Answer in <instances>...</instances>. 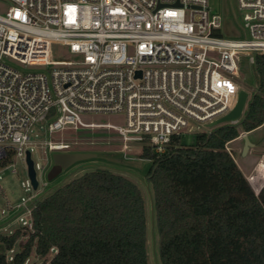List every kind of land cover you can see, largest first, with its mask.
Returning <instances> with one entry per match:
<instances>
[{"label":"built area","instance_id":"obj_1","mask_svg":"<svg viewBox=\"0 0 264 264\" xmlns=\"http://www.w3.org/2000/svg\"><path fill=\"white\" fill-rule=\"evenodd\" d=\"M7 1L0 14V162H25L37 145L36 123L48 153L69 152L52 135L80 127L114 129L123 148L145 141L162 153L173 135L193 130L191 122L208 125L229 112L239 91L238 56L249 52L253 63L264 53V0H235L242 39L216 34L220 18L208 0ZM53 43L74 59L52 60ZM9 58L47 72L20 71ZM102 113H123L125 126L83 121ZM33 166L36 173L40 166ZM21 185L32 187L29 179ZM37 199L30 194L15 207L19 228L32 229Z\"/></svg>","mask_w":264,"mask_h":264},{"label":"trees","instance_id":"obj_2","mask_svg":"<svg viewBox=\"0 0 264 264\" xmlns=\"http://www.w3.org/2000/svg\"><path fill=\"white\" fill-rule=\"evenodd\" d=\"M252 65L257 93L238 123L197 131L190 145L173 135L162 153L143 141L159 264H264V185L256 193L225 148L264 121V53ZM146 196L108 167L86 171L35 201L31 230L0 234V264L32 253L41 264H149Z\"/></svg>","mask_w":264,"mask_h":264},{"label":"rangeland","instance_id":"obj_3","mask_svg":"<svg viewBox=\"0 0 264 264\" xmlns=\"http://www.w3.org/2000/svg\"><path fill=\"white\" fill-rule=\"evenodd\" d=\"M210 13L218 15L220 18L219 34L224 38L242 39L246 37V32L241 25V12L237 9L235 0H208ZM9 2L7 0H0V14L6 10ZM251 53H244L238 56V77L235 79L237 83L248 89L249 98L252 97L256 91L257 77L252 63L250 62ZM52 60H71L74 57L68 53L67 47L59 44H52ZM9 64L25 72H47L40 66L23 65L15 60L7 59ZM238 121L234 122L238 123ZM83 121L95 124H111L117 127L125 126V116L123 113H102L84 115ZM193 130L182 131L180 133V141L182 144L190 145L194 143L195 132L209 130L207 124H198L191 122ZM33 132L37 134L32 140L37 144L34 149L30 151V156L35 164L40 166L36 169V180L38 186L36 189L30 187L26 190L25 183L28 180L26 164L21 159H15L9 162L7 166L0 167V234H8L21 226L18 219H14L18 209L15 207L21 202V198L33 195L34 198H41L50 193L57 186H60L73 178L82 175L97 166L108 167L111 170L125 175L127 178L137 183L146 194V210H147V251L149 264H159L157 242L158 236L153 224V210L149 200L148 191L149 184L145 181L144 176L147 172L150 162L146 159L140 158L143 142L131 140L126 142V147L123 148L124 141L121 135L114 129L104 127H80L78 129H65L64 131L54 133L53 140H62L68 145L67 150L72 152H86L94 154L93 157L87 160L75 162L69 168L62 171L56 178L48 181L46 175L51 167V154L48 153L44 147V141L47 135L40 124L36 123L32 126ZM263 131L258 133L264 135ZM257 133V134H258ZM236 143L229 144L230 150ZM239 144V143H237ZM243 152V151H242ZM235 152L237 161L243 159L242 153ZM15 169L16 173L12 172ZM264 165H260V170L264 173ZM46 182L47 186H42ZM251 187L252 182L249 181ZM3 211V213H1ZM23 215L25 220H29L26 214ZM11 219V220H9ZM9 220V221H8ZM24 237L20 238L14 245L12 251L16 252L19 249L20 243ZM8 253V251H7ZM52 253V252H51ZM51 253L49 255H51ZM30 264H40L41 260L32 253L29 256Z\"/></svg>","mask_w":264,"mask_h":264},{"label":"water","instance_id":"obj_4","mask_svg":"<svg viewBox=\"0 0 264 264\" xmlns=\"http://www.w3.org/2000/svg\"><path fill=\"white\" fill-rule=\"evenodd\" d=\"M137 75H139V72H137ZM257 93V90L254 92ZM249 93L244 89H239L236 102L232 109L227 112L225 115L221 116L220 118L209 122L208 127L212 128L222 123H234L238 121L240 118L245 117L246 111L248 109V105L252 101V97L248 101ZM244 140V146H243V153L247 151L250 141L247 138V136L243 135ZM94 154L92 153H86V152H53L51 154L52 164L50 169L48 170V173L46 175V178L48 181L56 178L59 174H61L62 171L69 168L72 164L78 161L87 160L93 157ZM25 164H26V170H27V176L30 181V184L33 189L37 188L38 182L36 180V173L33 166V161L30 156V151L27 150L25 154ZM149 194V200L151 205V211L153 210L152 206V197L148 191Z\"/></svg>","mask_w":264,"mask_h":264},{"label":"crops","instance_id":"obj_5","mask_svg":"<svg viewBox=\"0 0 264 264\" xmlns=\"http://www.w3.org/2000/svg\"><path fill=\"white\" fill-rule=\"evenodd\" d=\"M237 84L239 89H244L248 92L247 88L243 87L239 83ZM262 129H264V121L255 129L250 131H242L238 137L226 144L228 147L229 144L236 143L230 148V152L232 153L235 163L247 180L249 181L250 176L253 177L250 181L252 182V188L256 193H258L259 189L264 185V173L260 170V165L264 163V135L258 133L259 131H263ZM243 135L247 136L250 141V145L247 151L244 153L242 152L244 146ZM236 151H241L243 153V159L239 162L235 156Z\"/></svg>","mask_w":264,"mask_h":264},{"label":"bare ground","instance_id":"obj_6","mask_svg":"<svg viewBox=\"0 0 264 264\" xmlns=\"http://www.w3.org/2000/svg\"><path fill=\"white\" fill-rule=\"evenodd\" d=\"M262 165H264V163Z\"/></svg>","mask_w":264,"mask_h":264}]
</instances>
